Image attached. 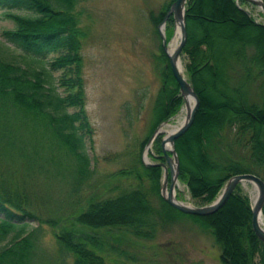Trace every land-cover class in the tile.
I'll list each match as a JSON object with an SVG mask.
<instances>
[{
    "label": "trees",
    "instance_id": "16d2710c",
    "mask_svg": "<svg viewBox=\"0 0 264 264\" xmlns=\"http://www.w3.org/2000/svg\"><path fill=\"white\" fill-rule=\"evenodd\" d=\"M76 1L0 0V11H6L2 17L14 24L12 30L2 32L3 39L32 59L24 66L13 57L8 60L0 46V152L6 158L17 152L28 166L54 172L67 184V199L73 200L66 213L57 210L60 214L43 217L31 205L24 187L1 181L0 264H41L44 254L40 238L45 228L51 230L57 247L54 264H65L68 259L71 264H125L131 258L125 248L154 240L159 231L182 218L197 221L198 226L209 230L221 246L222 264H264V243L252 230L251 208L238 187L212 215L198 217L175 210L159 194L161 168L141 162L147 140L140 144L135 163L107 176L93 194L85 198L80 195L93 172L85 144L92 129L85 111L80 55L83 33L75 13ZM212 1L189 0L186 4L187 38L182 53L188 58L187 75L199 104L193 124L175 140L178 180L185 182L192 198L202 204L214 201L234 175L253 174L264 182V24L243 8L251 4L241 0ZM211 7L215 12L210 11ZM165 15L162 12L154 22L161 23ZM168 22L171 24L172 18ZM200 26L205 37L195 38V29ZM223 27L250 37H233V49L215 50L207 30ZM51 54L56 57L49 64L50 70L60 72L57 86L51 83L49 71L33 65ZM233 54L237 57L233 58ZM198 57L204 59L203 64L198 63ZM163 60L167 64V59ZM226 66L231 72L241 70L239 82L231 80L239 85L250 78L262 79V100L258 104L249 103L240 86L241 90L236 86L230 89L237 94L212 102L205 76L228 86L230 79L228 83L224 81ZM163 77L150 135L182 104L169 67ZM59 89L64 90L63 95ZM26 119L39 124L45 135L32 126L28 128ZM159 140L160 137L155 140L157 148ZM191 140L199 148V154H195L199 160L194 161V153L186 148ZM45 149L48 155L38 166L33 157ZM194 167H200L202 172H196ZM207 167L210 173H205ZM229 209L230 214L240 209L241 215L227 221L228 229L223 226L224 230L220 219ZM262 214L264 217V207Z\"/></svg>",
    "mask_w": 264,
    "mask_h": 264
},
{
    "label": "rangeland",
    "instance_id": "374dc122",
    "mask_svg": "<svg viewBox=\"0 0 264 264\" xmlns=\"http://www.w3.org/2000/svg\"><path fill=\"white\" fill-rule=\"evenodd\" d=\"M174 1H76L75 13L78 15L80 29L83 33L80 55L85 111L92 129L91 136L86 138L85 144L93 174L86 184L88 186L82 189L80 195L83 198L96 192L95 188L98 184H103L107 176L130 167L131 163H135L134 156L137 155L140 144L145 140L147 141L141 150L140 156L142 164L144 166H158L165 163L161 161L163 159L161 140L166 134H158L155 138L156 140L160 137L158 148L155 145V140L150 146H147V143L157 129L150 135L152 125L156 120L155 102L164 86L163 72L169 67L158 31L160 23L157 24L154 21L159 18L162 12L167 13ZM208 3L212 4L213 1L208 0ZM213 6L215 5L213 4ZM243 8L251 13L257 21H262L264 24L262 13L258 7L251 4V6H243ZM210 11L215 12V8L211 7ZM4 13L6 11H0V46L3 45V56L8 60L13 57L19 64L24 66L32 62V59L22 55L20 51L8 44L2 37L3 31L14 28V24L10 19L2 17ZM12 13L22 14L17 11H12ZM223 28H210L207 30L209 40H211V45L215 50L227 51L233 49V37H250V35L236 31L232 27ZM202 29L201 26L197 31L195 29V38L205 37ZM163 34L166 39L167 50L173 51L178 45L180 37V32L178 28H175L173 20L171 24L166 23ZM55 57L56 55L53 54L48 55L40 59V62L33 61L35 62L33 65L39 69L44 68L47 72L49 71L51 83L57 86L60 72L51 71L49 67L50 62ZM232 57L235 58L237 55L233 54ZM163 58L167 59V64ZM226 59L225 57L223 60L227 61ZM203 60L202 57H198L199 64H203ZM228 63H233V61L228 60ZM180 64H182V71L184 70L183 75L190 82L187 75L188 58L183 53L180 56ZM236 70L238 71L231 72L229 66H226L225 71L229 77L226 76L227 78L225 77L224 81L228 83V78L230 79L228 86L216 83L210 75L205 76L207 77L206 80H209L207 81L209 82L212 102L223 101L224 97L237 94L230 90L236 86L237 89L241 87L242 91L245 90L244 98L249 103L258 104V101L262 100V79L250 78V80H245L243 84L239 85L231 81L237 79L239 82L241 70ZM59 91L63 95L64 90L59 89ZM236 103L238 104L239 101ZM2 116L3 114H0V118ZM185 118L186 109L182 99V104L176 113L163 121L162 123L166 125L161 128L171 130L172 126L178 125L181 120L185 121ZM34 124L29 119L25 121L28 128L32 126L35 130H39V133L41 131L45 135L39 124ZM12 134L14 135L13 132ZM186 148H188V151L191 149L190 154L194 153L191 156L194 161L199 160L195 157V154H199V148L194 141H189ZM46 151L45 149L42 154L33 157L37 159L35 163L38 166L42 165L43 158L48 155ZM23 159L19 157L17 152L11 153L10 158L3 157L0 152V182L5 181L10 186L17 183V185L24 187L26 194L32 200L31 205L36 206L43 217L46 214H60L57 210L66 213L73 203V200L67 199V184L60 181L54 175V172L45 173L44 169H39L34 165L28 166ZM186 165L190 166L187 158ZM1 167L5 169L2 170ZM193 170L196 172L201 171L200 167H194ZM205 170V173H210L208 167ZM163 182L164 172L161 168L159 194ZM222 189L223 187L214 201L221 194ZM238 190L251 208L257 195L254 186L243 183L238 186ZM174 193L177 200L187 206L205 207L214 202L202 204L200 200L192 198L187 184L181 180L177 181ZM253 196H255L254 199H252ZM41 204L43 205L40 207ZM239 210L234 211L232 214H230L231 209L225 211L220 219L223 221L222 223L220 221L221 227L224 226L228 229L225 223L232 221L235 215L236 217L238 214L241 215V210ZM34 226L36 225L34 224ZM134 244L136 247L125 248L132 258L128 257L130 261H126L125 264H222L220 259L221 246L215 242L209 230L201 228L198 226L197 221L188 218H182L163 228L154 240L135 242ZM40 249L44 254V261L41 264H54L57 257V247L49 228H45L41 232ZM65 264H71V261L68 259Z\"/></svg>",
    "mask_w": 264,
    "mask_h": 264
},
{
    "label": "water",
    "instance_id": "95a60500",
    "mask_svg": "<svg viewBox=\"0 0 264 264\" xmlns=\"http://www.w3.org/2000/svg\"><path fill=\"white\" fill-rule=\"evenodd\" d=\"M189 0H175L166 15L164 16L162 22L158 26V31L160 38L162 39L163 48L165 55L168 59V65L170 71L178 84L179 93L182 97L186 109V118L181 127L170 136H165L161 140V150L163 153V160L165 163H161L158 167L163 169L164 172V182L161 187L160 195L163 200L175 210L191 216L204 217L209 216L217 212L229 199V197L234 193L236 188L243 184H252L257 192L256 198L251 207L252 220L251 227L256 235V237L264 243V227L260 225V220L263 218L262 209L264 207V182L256 175L253 174H238L230 177L224 184L221 194L218 198L210 205L205 207H194L187 206L179 202L175 196V187L178 181L179 174V161L175 151V140L183 135L193 124L195 112L197 110L199 99L191 86L190 82L185 78L182 71L180 70V56L182 54L187 32L185 27V7ZM259 8L262 13L264 20V4L262 0H243ZM172 18L175 28H178L180 32L179 43L171 53L167 50L166 39L163 34V28L165 27L168 20ZM189 98L193 99V106L189 105ZM165 123H161L151 138L149 139L147 146L155 140L158 134L165 133L160 131L161 127ZM169 143L170 149H166L165 145Z\"/></svg>",
    "mask_w": 264,
    "mask_h": 264
},
{
    "label": "bare ground",
    "instance_id": "6f19581e",
    "mask_svg": "<svg viewBox=\"0 0 264 264\" xmlns=\"http://www.w3.org/2000/svg\"><path fill=\"white\" fill-rule=\"evenodd\" d=\"M176 36V35H175ZM173 46V45H172ZM170 50V49H169ZM172 51V50H171ZM171 51H169L170 53H171ZM182 65V64H181ZM180 70L182 71V67H180ZM184 71V70H183ZM182 71V72H183ZM189 100V105H190V107H192L193 106V99L192 98H189L188 99ZM180 119V118H179ZM178 119V120H179ZM177 120V121H178ZM179 122V121H178ZM184 123V120H181L180 122H179V124L178 125H176V126H172L171 127V130H165V129H163V128H161L160 129V131H163V132H165V134H166V136H170L171 134H173V133H175L180 127H181V125ZM166 125V124H165ZM170 125V124H169ZM163 127V126H162ZM169 127V126H168ZM170 144L169 143H167L166 145H165V148L166 149H170ZM250 191V190H249ZM254 197L255 196H253L252 197V199H254ZM260 225L261 226H263L264 227V219L263 218H261V220H260Z\"/></svg>",
    "mask_w": 264,
    "mask_h": 264
},
{
    "label": "flooded vegetation",
    "instance_id": "af4514ba",
    "mask_svg": "<svg viewBox=\"0 0 264 264\" xmlns=\"http://www.w3.org/2000/svg\"><path fill=\"white\" fill-rule=\"evenodd\" d=\"M162 162H165L163 159H161Z\"/></svg>",
    "mask_w": 264,
    "mask_h": 264
}]
</instances>
